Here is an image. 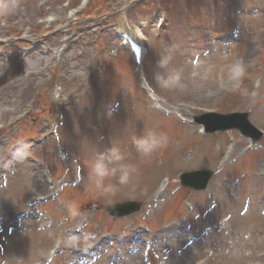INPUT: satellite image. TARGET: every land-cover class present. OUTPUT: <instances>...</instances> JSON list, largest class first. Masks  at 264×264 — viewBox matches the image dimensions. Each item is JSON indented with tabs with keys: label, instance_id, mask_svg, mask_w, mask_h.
Returning a JSON list of instances; mask_svg holds the SVG:
<instances>
[{
	"label": "rangeland",
	"instance_id": "1",
	"mask_svg": "<svg viewBox=\"0 0 264 264\" xmlns=\"http://www.w3.org/2000/svg\"><path fill=\"white\" fill-rule=\"evenodd\" d=\"M85 4L0 0V264H264V135L250 148L235 129L205 135L190 122L247 112L264 132V0ZM123 30L142 44V65ZM33 44L45 52L26 55ZM160 56L180 71L183 90L157 85ZM234 64L245 68L239 88ZM148 131L167 141L142 158L131 138ZM111 144L135 172L102 199L87 187L85 161ZM196 169L213 171L204 191L180 184ZM40 173L47 192L25 183ZM22 191L40 192L32 208ZM128 201L141 210L109 215ZM133 238L143 244L132 260Z\"/></svg>",
	"mask_w": 264,
	"mask_h": 264
},
{
	"label": "clouds",
	"instance_id": "2",
	"mask_svg": "<svg viewBox=\"0 0 264 264\" xmlns=\"http://www.w3.org/2000/svg\"><path fill=\"white\" fill-rule=\"evenodd\" d=\"M169 56H160L156 61V67L163 72H154V79L162 89H181L186 85L182 82L180 71L169 70ZM230 80L233 86L239 88L245 73L242 64H234L230 70ZM165 135L148 131L131 138V144L135 152L142 158L150 157L153 153L165 146ZM127 153L118 145L111 144L103 150H97L85 161L87 172V187L98 198L108 199L114 196L121 187L129 185L135 168L127 162ZM80 180L78 172L77 181ZM69 211L76 215V209L69 204Z\"/></svg>",
	"mask_w": 264,
	"mask_h": 264
},
{
	"label": "water",
	"instance_id": "3",
	"mask_svg": "<svg viewBox=\"0 0 264 264\" xmlns=\"http://www.w3.org/2000/svg\"><path fill=\"white\" fill-rule=\"evenodd\" d=\"M196 120L204 124L206 131L238 129L245 136L251 137L253 142L258 141L262 135L261 132L250 124L245 113H232L229 115L207 114ZM210 177L211 172L208 170H196L183 173L180 179L181 183L185 186L194 189H205ZM139 207L140 204L136 202L116 204L109 208V213L111 215L123 216L138 210Z\"/></svg>",
	"mask_w": 264,
	"mask_h": 264
},
{
	"label": "bare ground",
	"instance_id": "4",
	"mask_svg": "<svg viewBox=\"0 0 264 264\" xmlns=\"http://www.w3.org/2000/svg\"><path fill=\"white\" fill-rule=\"evenodd\" d=\"M54 23H55V21H54ZM20 31H22L21 28H20ZM35 50L38 53H41V54L43 52H45V50L43 48H40L36 44H33L32 46L31 45L29 46V49L26 50L25 54L28 55V56H30V54H32ZM143 86L145 88H148L149 89L150 97L153 100L158 101V97L156 95H154V93L148 87V84L146 82H143ZM33 176H34L35 183H29L28 180L25 179V183L28 186H30L33 189H39V190L41 189L40 191H46V190L49 191V187L48 188L44 187L45 184L41 180V173L40 174H35ZM1 180H3L2 177H0V181ZM39 193L40 192H38V193H36L34 195L32 192L23 193V191H22V193H19L18 196L22 200V203L23 204H26L28 208H32L33 207V204L36 203L37 200H38L37 196H38ZM223 197H224V195H223ZM224 199H225V197H224ZM20 211H27V212H24V214H20L18 216H25L26 215V217H28V218H32V217L33 218H36V219H34L33 223H36L37 226L40 225V224H42L41 221L44 220V216H38V217L34 216L32 214V212H34V211H31V210H21L20 209V210L17 211V213H19ZM0 214L2 215V213H0ZM177 224H179V223H176V226L178 227L179 225H177ZM171 226L172 225H167L166 228H170ZM176 226L172 227V230L176 229ZM125 238H127V237H125ZM156 240H158V237H156ZM140 242H142V244H143V240L141 238L140 239H134L133 238L132 242L130 244H128V247H127V245L124 244L125 245V253H126V250H127V255L129 256L130 259L133 260V259L137 258V252H138V250L140 248ZM126 247H127V249H126ZM130 248L132 249V251H130Z\"/></svg>",
	"mask_w": 264,
	"mask_h": 264
}]
</instances>
